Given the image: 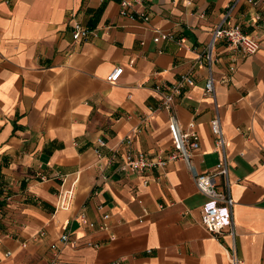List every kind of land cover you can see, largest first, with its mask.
I'll list each match as a JSON object with an SVG mask.
<instances>
[{
  "label": "crops",
  "instance_id": "obj_1",
  "mask_svg": "<svg viewBox=\"0 0 264 264\" xmlns=\"http://www.w3.org/2000/svg\"><path fill=\"white\" fill-rule=\"evenodd\" d=\"M142 2L146 22L120 16L117 0H0V264H230V252L238 264H264V7ZM74 22L91 31L79 42ZM218 25L237 26L258 49L245 54L217 39L209 69L197 66ZM155 29L173 38L154 41ZM208 70L212 94L203 93ZM180 74L192 83L174 96L172 113L183 129L193 121L195 173L220 158L209 130L219 120L227 174L213 182L232 199V237L200 224L209 205L227 208L196 190L182 160L142 175L104 167L111 148L128 147L127 135L132 150L170 148L155 87ZM74 178L70 209L54 210ZM65 220L74 243L57 241Z\"/></svg>",
  "mask_w": 264,
  "mask_h": 264
},
{
  "label": "built area",
  "instance_id": "obj_2",
  "mask_svg": "<svg viewBox=\"0 0 264 264\" xmlns=\"http://www.w3.org/2000/svg\"><path fill=\"white\" fill-rule=\"evenodd\" d=\"M245 3L255 6L261 5L264 7V0H243ZM118 14L120 16L126 17L130 20H140L146 22L148 20V15L145 11L144 4L142 0H117ZM91 31L74 22L71 26L70 36L74 42H79L84 39ZM153 40H167L172 39L173 35L158 29L154 30ZM222 39L226 42L228 46H232L241 50L245 54H253L259 47L256 38L244 35L237 26L223 27L221 25L216 26L212 32L210 40L207 44V50L203 52L201 56L197 58L196 65H205L209 69L210 64V53L209 48L214 40ZM121 71L120 66L113 67L106 75L105 81L112 84L114 83ZM191 79L186 74H180L178 78L173 80L170 84L160 87L156 86L155 90L159 94L158 107L168 112V118L166 123V129L169 135L170 148L168 150L157 149L153 153H146L140 150H132L129 148L131 143V136L127 135L124 138L125 145L128 147L123 151H119L117 148H111L108 153L107 160L104 167L113 166L115 171H129L134 174L142 175L147 170L157 169L162 170L167 162L174 160H182L184 164L190 171H193L189 156L191 151L197 149L198 147V137L196 132L193 130V121L187 123L186 129L181 128L172 113V104L174 96L180 91L184 86L191 85ZM212 77L210 71L208 70L207 77L203 85L204 94H212ZM209 130L212 135V145L213 149L217 151L220 155L219 160L214 165L211 172L207 173H195L193 171V182L196 190L202 193L211 201L218 202L227 208V214L224 215L220 213L216 205H209L200 217V224L203 228L213 234H221L223 231L228 236L232 237L233 232V222L231 218L230 208L232 205V199L229 196L227 190H219L216 188L213 178L215 176H226L227 174V164L224 155V145L225 139L222 135L219 120L217 116H214L209 121ZM98 146H102L103 142L100 139L96 140ZM98 156L97 150H95ZM64 176H62V179ZM75 178L70 181V183L60 188L56 195V200L54 203V210H69L74 196V182ZM147 179L142 180L143 184L147 183ZM228 184V183H226ZM82 218L83 216L80 215ZM107 214H102L100 217L99 228H106ZM68 221L60 226L61 232L57 236V241L61 243H74V239H70L68 234L64 232V229ZM89 227L93 226V223L88 222ZM225 229V230H224ZM111 238V237H110ZM93 246H95L93 244ZM49 249H56V243L51 242L48 245ZM8 252H5L7 255ZM53 260V259H52ZM228 261L230 264H238L240 260L236 258L233 252L228 254ZM111 264H118V261H114Z\"/></svg>",
  "mask_w": 264,
  "mask_h": 264
}]
</instances>
